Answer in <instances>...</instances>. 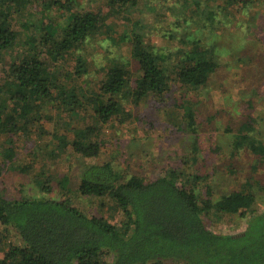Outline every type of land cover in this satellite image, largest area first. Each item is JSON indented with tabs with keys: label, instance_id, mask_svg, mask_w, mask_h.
Here are the masks:
<instances>
[{
	"label": "trees",
	"instance_id": "trees-1",
	"mask_svg": "<svg viewBox=\"0 0 264 264\" xmlns=\"http://www.w3.org/2000/svg\"><path fill=\"white\" fill-rule=\"evenodd\" d=\"M105 2V13L99 9L72 13L73 0H0L1 65V58L22 44L11 24L14 13L37 11L40 6L70 13L64 23L51 28H46L44 19L39 26L30 23V18L22 22L25 29L35 31L29 43L32 46L16 54L9 66L0 68V176L16 157L19 136L29 138L40 130V135L43 133L40 122L48 105L63 104L73 111L84 101L95 118L91 124H69L66 130L71 136L53 132L57 142L50 157L57 159L71 151L81 159L95 158L101 148L95 137L98 124L115 120L124 124L132 118L130 106L144 100L156 106L168 105L172 89L178 87L183 95L198 90L206 86L216 70L215 31L225 24L217 11L220 7L190 0L188 5L195 9L196 18H181L177 25H186L185 29L196 25L200 33L211 32L208 39L183 36L179 42L184 46L171 53L148 45L144 25L135 19L130 34L122 35L121 40L130 43L139 71L135 74L129 61L113 58L97 90L78 98L74 88L64 83L66 73L55 71L56 63L67 57L74 59L73 75L84 73V44L102 33L106 19L131 13L139 0ZM223 3L221 9L229 12L232 7L240 12L253 7L257 0ZM12 101L17 104L10 105ZM172 105L182 109L186 128L196 133V103L183 96L182 102L177 100ZM249 119L251 113L247 110L232 146L235 150L246 148L258 164H264V141L252 134ZM10 166L22 173L33 168L32 164ZM45 172L43 167L39 174L31 175L40 181L38 187L44 192L58 187L59 198H16L0 189V224L5 231L13 230L17 239L0 252V264H264V210L258 212L254 207L257 195L250 180L240 189L213 199L209 185L203 192L199 190L207 176L196 169L187 172L176 166L157 177L145 178L115 170L110 162H82L76 191L81 196L113 199L121 212L120 224L115 225L103 215L88 214L73 203L67 174L55 178ZM234 214L246 219L241 232L227 234L209 228L213 219Z\"/></svg>",
	"mask_w": 264,
	"mask_h": 264
},
{
	"label": "rangeland",
	"instance_id": "rangeland-1",
	"mask_svg": "<svg viewBox=\"0 0 264 264\" xmlns=\"http://www.w3.org/2000/svg\"><path fill=\"white\" fill-rule=\"evenodd\" d=\"M105 1L73 0L72 13L95 9L105 13ZM189 1L139 0L131 13L106 19L102 33L91 37L84 44L81 51L86 66L84 73L73 75L75 61L68 57L56 63L55 71L62 75L66 73L67 80L63 82L68 88H74L78 98H81V94L89 95L97 90L98 81L113 58L129 61L134 73L138 72L130 43L121 40L122 35L130 34L135 19L144 25V40L148 45L168 49L171 53L184 46L179 42L183 36L191 34V38L208 39L211 32L200 33L196 25L187 29L186 25H177L181 18L196 16L193 6L188 5ZM205 3L219 5L217 11L225 23L215 31L218 64L206 86L187 91L184 95L178 87L172 89L168 94V105L156 106L144 100L138 106H130L132 118L122 125L116 120L105 125L98 124L95 137L100 140L101 148L97 157L89 159L74 156L71 151L57 159L50 157V154L57 142L52 138L53 132L71 136L66 130L69 124L95 123L90 107L84 105V101L83 106L76 105L73 111L63 104L56 107L48 105L40 122L43 133L40 135V130L39 134H30L29 138L19 136L16 157L9 163L13 166L32 164L33 168L29 173H22L8 164L0 176V189L7 196L16 198L34 195L59 198L61 193L58 187L44 192L38 187L40 181L32 176L33 173L39 174L45 167V173L55 178L62 174L68 175L73 203L88 214L103 215L111 223L119 225L121 212L113 199L108 196H81L76 191L82 162H110L115 170L145 178L157 177L172 167L182 166L187 172L196 169L202 176H207L200 182L199 190L203 192L205 185H209L213 199L240 189L246 180H250L257 195L254 207L258 212L263 211L264 164H258L256 156L246 148L235 150L232 145L239 127L246 119L247 110L251 113L249 120L253 124L252 134L264 141V0H257L253 7L240 12L232 7L228 8L229 12L221 9L223 0H201L202 6ZM27 10V13L22 11L13 14L11 24L22 44L1 58L5 68L16 54L32 46L29 43L35 31L25 29L22 22L30 18V23L39 26L41 19H44L46 28H51L50 25L56 27L58 23H64L70 14L67 10L61 12L57 8L45 9L41 6L37 11ZM1 72L0 84L3 83ZM182 95L196 103L197 132L194 134L182 120V109L172 105L177 100L182 102ZM247 102L252 105L249 106ZM13 104L17 103L12 101L10 105ZM245 225L246 219L234 214L224 215L220 220L213 219L209 228L230 234L241 232ZM9 230L5 231L0 224V252L10 242L17 240L15 232Z\"/></svg>",
	"mask_w": 264,
	"mask_h": 264
},
{
	"label": "crops",
	"instance_id": "crops-1",
	"mask_svg": "<svg viewBox=\"0 0 264 264\" xmlns=\"http://www.w3.org/2000/svg\"><path fill=\"white\" fill-rule=\"evenodd\" d=\"M255 133V132H254Z\"/></svg>",
	"mask_w": 264,
	"mask_h": 264
}]
</instances>
